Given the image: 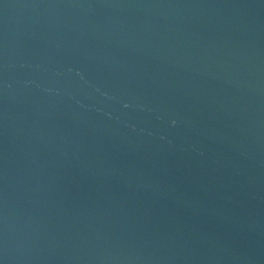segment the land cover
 Segmentation results:
<instances>
[{"label": "water", "instance_id": "water-1", "mask_svg": "<svg viewBox=\"0 0 264 264\" xmlns=\"http://www.w3.org/2000/svg\"><path fill=\"white\" fill-rule=\"evenodd\" d=\"M0 264H264V0H0Z\"/></svg>", "mask_w": 264, "mask_h": 264}]
</instances>
